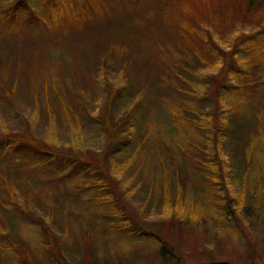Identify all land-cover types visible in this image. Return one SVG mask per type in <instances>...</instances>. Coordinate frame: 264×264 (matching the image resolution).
Listing matches in <instances>:
<instances>
[{"label":"rangeland","instance_id":"rangeland-1","mask_svg":"<svg viewBox=\"0 0 264 264\" xmlns=\"http://www.w3.org/2000/svg\"><path fill=\"white\" fill-rule=\"evenodd\" d=\"M176 2L105 0L59 33L43 0H0V264H264V82L201 126L219 73L169 26Z\"/></svg>","mask_w":264,"mask_h":264},{"label":"trees","instance_id":"trees-1","mask_svg":"<svg viewBox=\"0 0 264 264\" xmlns=\"http://www.w3.org/2000/svg\"><path fill=\"white\" fill-rule=\"evenodd\" d=\"M43 1L46 4L48 3L50 15H52L51 19L46 17L43 24L48 30L59 33H66L68 29L75 26L82 27L85 20L90 19L91 14L97 12L95 7L105 5V0H103L104 2L102 0ZM116 1L117 3L122 2L121 6L127 9L128 7L130 9L134 8V10L143 7L145 2V0ZM176 1L175 7H169L170 14H166L167 18L171 17L167 20L169 26L175 30L178 36L183 38L199 62L207 67H212L219 73L218 76L208 74L204 77L214 90L209 93L208 89H203L201 96L213 100L216 110L212 120L208 117L205 119L203 116H201V119L198 117L201 120V126H205L203 121L207 125L209 124L208 121L213 122L212 126H217L218 121H223L224 124L229 125V119L221 117L222 111L225 109L230 110L229 116L233 115L231 112L234 109L237 112L246 114L249 107H247L246 102L243 103L239 95L255 92L257 85L264 82V0H236L234 3L231 0H205L201 5L205 8L200 10V6L197 8L188 7L184 3L188 0ZM176 5L180 11L176 9ZM196 11L198 14L192 15ZM34 14L37 15V19L40 21L41 16ZM15 15L16 12L13 11V16ZM1 83L2 80H0V85ZM223 89L231 91L227 100L223 95ZM119 90L118 85H114V89L110 90V93L115 95ZM113 99L114 97L111 100ZM228 102L232 103L231 109L226 106ZM50 120V123L54 121L52 117ZM218 128L220 130L224 127ZM10 137L16 139L14 143L8 141V139H11ZM220 137H215L218 141L215 142V146H222L219 143ZM6 138L7 140L3 142L4 147L9 148L20 145L21 138L18 139V137L11 136V134ZM30 138L27 141L34 147L36 152L40 153L42 151L44 153L43 157L47 161L53 159L55 153L50 147H47L51 143L40 141L31 136ZM48 157L49 159H47ZM73 164L67 169V172L77 169L79 166L82 168L79 170L81 172L88 168L87 165H83L82 160L73 161ZM109 182L112 183L111 180ZM240 201H243V199L241 198ZM241 205L242 207L245 206L244 201ZM256 211L260 216L259 209ZM166 250L169 249L166 248ZM172 258L174 259V257Z\"/></svg>","mask_w":264,"mask_h":264}]
</instances>
